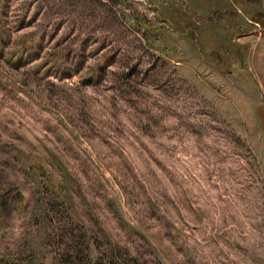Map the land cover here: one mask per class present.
<instances>
[{"label":"rangeland","instance_id":"374dc122","mask_svg":"<svg viewBox=\"0 0 264 264\" xmlns=\"http://www.w3.org/2000/svg\"><path fill=\"white\" fill-rule=\"evenodd\" d=\"M89 255L264 264V0H0V264Z\"/></svg>","mask_w":264,"mask_h":264},{"label":"trees","instance_id":"16d2710c","mask_svg":"<svg viewBox=\"0 0 264 264\" xmlns=\"http://www.w3.org/2000/svg\"><path fill=\"white\" fill-rule=\"evenodd\" d=\"M54 193H56L57 198L61 200L59 206L63 205V207H65V205H66L67 208L72 211V212L69 211L67 213L69 215L73 216V214L76 213V210L74 209V205L72 202L73 199H72L71 194L68 192V190L62 184H60V185L54 184L53 194ZM48 207L49 208H42L44 216L45 215L47 216L48 212L51 211L50 206H48ZM59 212L63 214V212L61 210ZM78 228L79 227L75 226V228L71 229L70 231L74 232ZM78 231H79V233H82V235L85 237L84 233H86L87 230H84V232H82L83 230L79 228ZM69 239H70V241L74 240V238H69ZM86 241H87L86 251L88 252V254H90V252H91L90 240L87 239ZM65 253H67L70 256H73V250L70 247H69V249L65 250ZM93 261H94L93 258L89 255V257L87 258V263L88 264H95V262L93 263ZM121 262L123 264H128V261H126L125 259H123ZM106 264H114L113 258H111L110 260L108 258V262Z\"/></svg>","mask_w":264,"mask_h":264}]
</instances>
